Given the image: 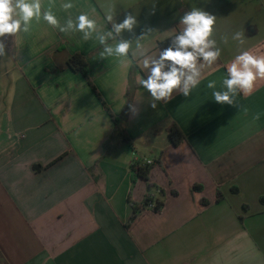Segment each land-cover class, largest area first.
I'll return each mask as SVG.
<instances>
[{
  "label": "crops",
  "instance_id": "crops-1",
  "mask_svg": "<svg viewBox=\"0 0 264 264\" xmlns=\"http://www.w3.org/2000/svg\"><path fill=\"white\" fill-rule=\"evenodd\" d=\"M41 2L62 24L87 12L101 31L111 27L106 15L122 22L132 13L138 26L123 33L133 42L123 62L101 59L95 37L60 33L43 19L8 38L0 58V264H264V80L237 97L240 108L215 103L207 87L215 81L224 90L226 65L264 44V0H72L70 13L61 0ZM197 7L217 17L221 56L204 65L189 97L174 94L153 109L138 83L146 76L142 60L157 56L180 17ZM148 28L154 32L137 48ZM76 54L115 117L125 110L131 75L139 115L125 123L129 142L117 138L106 150L115 125L68 67ZM172 123L186 137L178 146L169 138ZM135 158L153 161L151 192L131 172ZM149 194L163 208L130 223L132 205Z\"/></svg>",
  "mask_w": 264,
  "mask_h": 264
},
{
  "label": "clouds",
  "instance_id": "clouds-1",
  "mask_svg": "<svg viewBox=\"0 0 264 264\" xmlns=\"http://www.w3.org/2000/svg\"><path fill=\"white\" fill-rule=\"evenodd\" d=\"M74 7L72 0H61L60 8L69 12ZM41 19L60 33H80L84 41L95 37L102 47L99 53L101 59L119 57L121 62L129 58L132 39H125L123 33H134L138 20L132 13H126L122 22H117L113 15H106L107 24L111 27L98 31L97 20L90 13L81 12L74 18H68L62 24L52 8H42L41 0H0V58L7 55V40L20 34H28L32 22ZM216 15L203 8H192L179 19L180 30L175 34L168 47L159 51L157 56L145 55L142 67L146 76H141L139 85L149 93L150 106L155 109L158 103L167 104L174 99V94L189 97L192 90L201 83V69L205 64L211 66L217 63L221 56V49L213 38ZM148 28L146 34L153 33ZM233 39L244 44L242 32H236ZM113 43H109V41ZM227 75L222 81L224 90H215L216 82L207 84L213 89L212 97L221 106L234 108L241 106L237 102L240 94L250 95L254 91L257 80H264V44L255 50H242L226 65ZM245 111H247L245 109ZM129 113L135 117L139 115V107L135 103L129 104ZM259 119V114L254 116Z\"/></svg>",
  "mask_w": 264,
  "mask_h": 264
},
{
  "label": "trees",
  "instance_id": "trees-1",
  "mask_svg": "<svg viewBox=\"0 0 264 264\" xmlns=\"http://www.w3.org/2000/svg\"><path fill=\"white\" fill-rule=\"evenodd\" d=\"M173 38H174V36L165 40V41L160 42L158 45L159 50H162L163 48L168 47ZM67 62H68V67L73 72L79 73L85 78L88 85L90 86V88L92 89L94 94L97 96L99 101L102 103L104 109L108 112V114L111 116V118L114 122L115 133H114V136L112 137V139L106 144V146H105L106 150H110L112 148V144L115 141V139H117V138H120L121 140H123L125 142H129V137H128L126 129H125V123H126L128 117H129V114H130L129 113V104L132 103L134 93H135V90L137 88L136 85H134V83L132 82L131 75H130V83H129L128 91L126 93V101L127 102H126L125 110L120 117H115L112 114L111 109L109 108L107 103L104 101V99L102 98V96L100 95V93L98 92L97 88L95 87V85L93 84V82L90 78L88 63L86 61V58L80 54H76V55L70 56ZM168 134H169V138H170L172 144H174L175 146H178L181 143H183L184 141H186V137H185L184 133L182 132V130L179 128V126L176 123L171 124V126L169 127V130H168ZM59 160L60 159H58L57 161L52 163L50 166L57 163ZM150 168H151V165H147V164H143V163H140L138 168H136L134 166L131 167V172L136 179H142V180L146 181L147 188H148L149 192H151L155 188V186L150 184V182H149ZM35 169L40 171L42 169V167L37 166V167H35ZM173 194L176 195L175 192H173ZM222 200H223V196L220 192H218L217 202L219 203ZM152 204H155L154 212H159L163 208V203L155 201L154 197L151 194L147 195L146 199L144 200V202L141 205L133 204L132 205L133 215L130 219V223H132L138 217V215L141 214L144 210L149 209L150 205H152Z\"/></svg>",
  "mask_w": 264,
  "mask_h": 264
},
{
  "label": "built area",
  "instance_id": "built-area-1",
  "mask_svg": "<svg viewBox=\"0 0 264 264\" xmlns=\"http://www.w3.org/2000/svg\"><path fill=\"white\" fill-rule=\"evenodd\" d=\"M140 163H141L140 160H138V158H135L134 162L132 163V166L138 168ZM146 164L147 165H152L153 161L148 160V161H146ZM149 209L154 210L155 209V204L150 205Z\"/></svg>",
  "mask_w": 264,
  "mask_h": 264
}]
</instances>
